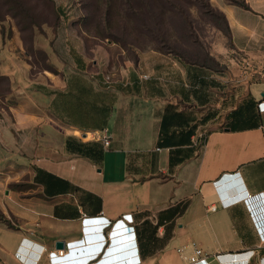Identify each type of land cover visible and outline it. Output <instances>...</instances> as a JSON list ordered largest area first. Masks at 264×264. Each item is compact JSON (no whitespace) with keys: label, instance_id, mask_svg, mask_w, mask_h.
I'll list each match as a JSON object with an SVG mask.
<instances>
[{"label":"crops","instance_id":"crops-1","mask_svg":"<svg viewBox=\"0 0 264 264\" xmlns=\"http://www.w3.org/2000/svg\"><path fill=\"white\" fill-rule=\"evenodd\" d=\"M244 2L209 0L229 33L206 27L204 49H132L116 69L61 12L52 44L2 36L0 264L71 248L69 264H186L191 242L207 264H264L242 200L264 198V0Z\"/></svg>","mask_w":264,"mask_h":264},{"label":"rangeland","instance_id":"rangeland-1","mask_svg":"<svg viewBox=\"0 0 264 264\" xmlns=\"http://www.w3.org/2000/svg\"><path fill=\"white\" fill-rule=\"evenodd\" d=\"M207 2L209 0H0V42L4 34L21 29L26 39L29 34H39L49 38L52 44L54 32L46 23L60 17V10L62 22L66 24L62 32L66 34L72 21L76 22L86 38V48L109 49L110 53L103 58L110 63L113 61L114 67L119 66L124 56L130 57L132 49L154 48L184 57V50L192 49V42L205 48L199 34L206 27L213 26L223 33L221 19L209 12ZM31 23L35 24L34 33L28 28ZM42 44L35 47L41 48ZM122 49L125 53L120 54ZM99 54L102 57L103 53ZM99 54L96 52L95 56ZM110 80L111 76L106 77V81Z\"/></svg>","mask_w":264,"mask_h":264},{"label":"built area","instance_id":"built-area-1","mask_svg":"<svg viewBox=\"0 0 264 264\" xmlns=\"http://www.w3.org/2000/svg\"><path fill=\"white\" fill-rule=\"evenodd\" d=\"M258 108L260 111L264 110V101L263 100L258 102ZM99 139L102 141V143L105 146L109 145V143H110V136L107 133L100 135ZM203 139H204L203 134H201V133L198 136H196V142L198 144H202ZM242 200L247 207V210H248L250 218L252 219V222L256 228L259 239L262 242H264V198H263L262 193H259L257 195L247 194L245 197L242 198ZM211 209H214V207H211ZM84 220H85V218H84ZM120 221H121V219L117 220L113 224V226H116L117 224H119ZM108 224H109V222L103 223V225H108ZM120 232H122V231H120ZM113 234L114 233H111V235H113ZM112 239L113 238H111V240ZM188 248H190L191 253L187 255V254H185V251ZM93 249L94 248H91V250H93ZM72 250H73L72 248L69 250V255H67L66 258H68L70 256H74L76 254V253L74 254V252ZM57 251L61 254L63 252V249H58ZM178 251L181 254V256L186 259V264H207L208 263V259H207L208 255L205 254L203 252V250L194 242H191L189 245L181 246L180 248H178ZM79 252H80V250H79ZM48 256H49V261L51 262V264H58L55 261H58V259L60 257L55 256L54 252H50L48 254ZM61 257H63V256H61ZM136 261H138V260H136V258H135V259H131V260L119 261V262H116L114 264H132ZM66 263L69 264V263H71V261H69V262L66 261V262H63L61 264H66Z\"/></svg>","mask_w":264,"mask_h":264},{"label":"trees","instance_id":"trees-1","mask_svg":"<svg viewBox=\"0 0 264 264\" xmlns=\"http://www.w3.org/2000/svg\"><path fill=\"white\" fill-rule=\"evenodd\" d=\"M229 1H231L232 3H235V4H238V5H240V6H242V7H247V5H246V3L244 2V0H229ZM204 5V4H203ZM205 6V5H204ZM206 6H208V10H209V12L210 13H212L213 15H218L219 16V19H221V21H222V23H223V28H222V31H223V33L224 34H228L229 33V29H228V26H227V23H226V20H225V17H224V15L219 11V10H217V9H215V8H213L211 5H210V3L209 2H207L206 3ZM59 13H60V10H59ZM58 17H56L55 19H54V22H55V20L57 19ZM34 23H31V24H29V26H28V28H29V30H31L33 27H34ZM21 30V29H20ZM4 78H0V81L1 80H3ZM158 143H161V141H158ZM0 219H1V214H0Z\"/></svg>","mask_w":264,"mask_h":264},{"label":"water","instance_id":"water-1","mask_svg":"<svg viewBox=\"0 0 264 264\" xmlns=\"http://www.w3.org/2000/svg\"><path fill=\"white\" fill-rule=\"evenodd\" d=\"M114 234H116V233H114ZM122 240H124V236H121V235L119 236V235L116 234V237H114L112 239V241H113L112 251H118L120 248L123 247V243H122L123 241ZM65 247H66V245H65L64 242H62V241L56 242V249L57 250L58 249H65ZM66 256H64L65 258L64 257H60L58 259V261H60L61 263L66 262L67 261Z\"/></svg>","mask_w":264,"mask_h":264}]
</instances>
